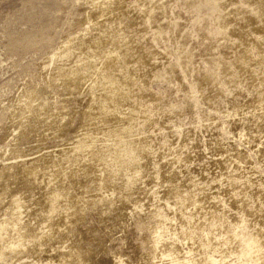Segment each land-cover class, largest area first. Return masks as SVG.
<instances>
[{
	"label": "rangeland",
	"instance_id": "obj_1",
	"mask_svg": "<svg viewBox=\"0 0 264 264\" xmlns=\"http://www.w3.org/2000/svg\"><path fill=\"white\" fill-rule=\"evenodd\" d=\"M194 1L0 0V264H264V0Z\"/></svg>",
	"mask_w": 264,
	"mask_h": 264
},
{
	"label": "bare ground",
	"instance_id": "obj_2",
	"mask_svg": "<svg viewBox=\"0 0 264 264\" xmlns=\"http://www.w3.org/2000/svg\"><path fill=\"white\" fill-rule=\"evenodd\" d=\"M187 1V0H186ZM206 1H208V0H195L194 1V3H192L193 5H195V4H197V6L198 5H201L203 2L205 3ZM241 1H243V2H245L244 0H240L239 2L241 3ZM189 2V1H188ZM191 4V3H190ZM255 7H256V5H255ZM214 8H216V6H214ZM217 9H218V7L216 8V10L215 11H217ZM220 11V10H219ZM222 14V13H221ZM219 32H220V34H222V35H226L227 34V25H220V27H219V30H218ZM202 38H204V37H202ZM239 62V61H238ZM210 77H211V75H210ZM210 79V78H209ZM209 79H208V82H209ZM205 81H207V80H205ZM210 82H212V80L210 81ZM206 120V119H205ZM207 121V120H206ZM241 135V134H240ZM244 135V134H243ZM245 136V135H244ZM240 137H242V136H240ZM243 138V137H242ZM245 138V137H244ZM250 181H252V180H250ZM244 182V181H243ZM249 182V181H248ZM251 182H249V184H250ZM241 184H242V182H241ZM245 184V183H244ZM244 184H242V185H244ZM252 184H253V182H252ZM251 184V185H252ZM255 184H257V183H255ZM254 185V184H253ZM258 185V184H257ZM260 186H261V184H260ZM258 187V186H257ZM15 198V197H14ZM16 199H17V197H16ZM15 199V200H16ZM20 207V206H19ZM20 208H22V207H20ZM19 208V209H20ZM24 208V207H23ZM20 212H22L21 210H19ZM24 211V210H23ZM2 212V211H1ZM17 212V211H16ZM27 212H28V210L26 211V213H23V214H25V216L27 215ZM18 214H15L16 215V217L19 215V214H21V213H19V212H17ZM0 215H2V214H0ZM4 215V214H3ZM13 215V214H12ZM9 216H11V215H9ZM21 216V215H20ZM27 216H29V215H27ZM15 217V216H14ZM19 217V216H18ZM21 217H23V219H25L24 218V216H21ZM5 219V220H4ZM13 219H15V218H13ZM13 219H10V217H4L3 218V220H0V236L2 237V236H5L6 234H5V232H6V230H7V228L8 227H12V231L13 232H11V233H13V234H11L10 236H8V240H7V243H5V245H2V246H0V259L3 257V256H5L7 253H9L10 251H11V253H12V250L14 251V250H16V249H19V248H23L25 245H26V242H28V241H32V240H35V239H38L40 236H41V234H43V233H41V231H37V232H29V233H26V232H28L29 230L28 229H26L25 227H24V225H22L23 223H22V221H23V219H22V221L20 222L19 221V223H18V221H15L16 219H19V218H16L15 220H13ZM81 219H83V218H81ZM46 221V220H45ZM45 221H42L43 223H45ZM243 222H244V220H242ZM25 222V221H24ZM27 222V221H26ZM48 222V221H47ZM20 223H22V224H20ZM39 223H41V222H39ZM49 223V222H48ZM26 224H28V223H26ZM42 224V223H41ZM40 225V224H39ZM44 225H46V223L44 224ZM44 225H40V227H41V229H42V227H44V229H45V226ZM241 224H238L237 225V227L236 228H239V226H240ZM27 227V226H26ZM30 227V226H29ZM34 227H36V226H34ZM39 227V228H40ZM28 228V227H27ZM38 228V227H37ZM50 229V228H49ZM52 229V228H51ZM28 230V231H27ZM31 230H32V228H31ZM34 230V229H33ZM32 230V231H33ZM36 230V229H35ZM8 231V230H7ZM11 231V230H10ZM9 231V232H10ZM48 231V230H47ZM42 232H45V231H43L42 230ZM49 232H51V230H49ZM173 233V232H172ZM45 234V233H44ZM50 234V233H49ZM165 234V233H164ZM46 235H48L47 234V232H46ZM162 235H163V233H162ZM174 235V234H173ZM172 235V236H173ZM171 236V237H172ZM170 237V238H171ZM6 238V237H5ZM162 238V237H161ZM173 238V237H172ZM150 239V238H149ZM153 239V238H152ZM165 238H163V240H164ZM166 239H168V238H166ZM178 239V241H179V238H177ZM175 240H176V237H175ZM39 241V240H38ZM37 241V242H38ZM152 241V240H151ZM160 241V236L158 237V236H156V238L154 239V242L155 243H157V242H159ZM167 241V240H166ZM172 241H173V239H172ZM177 241V242H178ZM4 242V241H3ZM35 242V241H34ZM36 242V243H37ZM153 242V243H154ZM30 243V242H29ZM29 243H28V246H29ZM171 243V242H170ZM170 243H168L169 244V248H170ZM175 243H176V241H175ZM174 242H173V244H175ZM1 244H3V243H1ZM52 244V243H51ZM172 244V243H171ZM177 244V243H176ZM31 245V244H30ZM157 245V244H156ZM159 245V244H158ZM35 246V245H34ZM34 246L32 247V248H34ZM41 246V245H40ZM43 246V245H42ZM50 246H52V245H50ZM55 246V245H54ZM53 246V247H54ZM161 245H159V247H160ZM166 246H167V244H166ZM177 246V245H176ZM176 246H175V248H176ZM245 246L247 247V249H246V251L247 250H250L251 252H252V254H257L259 251H260V248H259V246L256 244V242L254 241V240H250V239H248V240H246L245 241ZM154 247V246H153ZM174 247V246H173ZM178 247V246H177ZM27 248V250H28V248L29 247H26ZM36 248V247H35ZM34 248V249H35ZM66 249L67 248V245H64V246H62V249ZM9 249H10V251H9ZM30 250H31V248H29ZM33 249V250H34ZM45 249V248H44ZM53 249V248H52ZM166 249H168V247L166 248ZM180 249V248H179ZM178 248H177V250H179ZM188 249H190L189 248V246H188ZM26 250V249H25ZM25 250H23V251H25ZM26 250V251H27ZM32 250V251H33ZM39 250V249H38ZM61 250V249H60ZM169 250V249H168ZM171 250H173V248H171ZM29 251V250H28ZM27 251V252H28ZM35 251V250H34ZM65 251V250H64ZM174 251V250H173ZM172 251V252H173ZM184 251V250H183ZM183 251L181 252V251H179L180 253H183ZM185 251H187V250H185ZM189 251V250H188ZM244 251V250H243ZM16 252V251H15ZM38 252H40L41 253V251H38ZM164 252H165V250H164ZM176 252V251H175ZM19 253H22L21 251H19ZM26 253V252H25ZM35 253H36V251H35ZM45 253V252H44ZM193 253H195V252H193ZM192 253V254H193ZM212 253V252H211ZM215 253V252H214ZM235 253V252H234ZM10 254V253H9ZM14 254V253H13ZM18 254V253H17ZM172 254V253H171ZM186 254L187 253H185V255H184V257H186ZM213 254V253H212ZM231 254H233V253H231ZM236 255H237V259H239L241 262L243 261L242 260V258H243V256L244 255H246V253H244V252H238V253H235ZM19 255V254H18ZM164 255H166V254H164ZM176 255V254H175ZM189 255H191V253L189 254ZM194 255V254H193ZM8 256V255H7ZM6 256V257H7ZM11 256V255H10ZM9 256V257H10ZM14 256V255H13ZM17 256V255H16ZM179 256H181V255H179ZM195 256V255H194ZM213 256V255H212ZM211 255H209L208 254V258H207V262H206V260H205V263H202V261L200 260L199 261V257H198V261H195V262H197L198 264H224L225 262V259H226V257H225V259H224V261H223V259L222 258H220L219 260L218 259H216V258H213ZM228 256H230V255H228ZM232 256V255H231ZM15 257V256H14ZM161 257H163V256H161ZM183 256H181L180 257V259L182 258ZM193 257V256H192ZM164 258H166V257H164ZM173 258V257H172ZM188 258H190V256L188 257ZM187 258V259H188ZM229 258V257H228ZM3 259V258H2ZM2 259H1V261H2ZM5 259H7V258H4L3 259V261H5ZM15 259V258H14ZM160 259V258H159ZM159 259H158V261H159ZM163 259V258H162ZM162 259H160V260H162ZM174 259H175V257H174ZM178 259H179V257H178ZM178 259H176V260H178ZM117 260H119L118 258H117ZM165 260V259H164ZM183 260H184V258H183ZM182 260V261H183ZM189 260V259H188ZM192 260V259H191ZM190 260V261H191ZM194 260V259H193ZM192 260V261H193ZM229 260V259H228ZM227 260V261H228ZM12 261H14V260H12ZM50 261H51V259H50ZM52 261H55V260H52ZM170 261V260H169ZM185 261V260H184ZM183 261V262H184ZM187 261V260H186ZM191 261V262H192ZM233 261V260H232ZM235 261V260H234ZM7 262V261H6ZM10 262V261H9ZM120 263L121 262H123V260L121 259L120 261H119ZM156 262V261H155ZM164 262H167V261H164ZM228 262L229 264H256V262L255 261H253V259L252 258H250V260H248V261H246V262ZM1 263V262H0ZM8 263V262H7ZM6 263V264H7ZM53 263V262H52ZM117 263V262H116ZM163 262L161 261V264H162ZM169 263V262H168ZM176 263H178L177 261H175L174 262V264H176ZM180 263V262H179ZM182 263V262H181ZM180 263V264H181ZM10 264H12V263H10ZM160 264V263H159ZM167 264V263H166ZM171 264V263H170ZM183 264V263H182ZM188 264V263H187ZM192 264V263H191ZM196 264V263H195Z\"/></svg>",
	"mask_w": 264,
	"mask_h": 264
}]
</instances>
